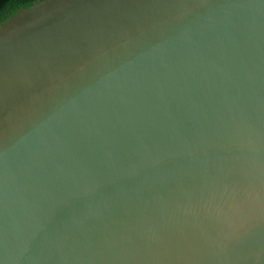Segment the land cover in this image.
Returning a JSON list of instances; mask_svg holds the SVG:
<instances>
[{
	"label": "water",
	"instance_id": "obj_1",
	"mask_svg": "<svg viewBox=\"0 0 264 264\" xmlns=\"http://www.w3.org/2000/svg\"><path fill=\"white\" fill-rule=\"evenodd\" d=\"M0 264H264V0L3 20Z\"/></svg>",
	"mask_w": 264,
	"mask_h": 264
},
{
	"label": "trees",
	"instance_id": "obj_2",
	"mask_svg": "<svg viewBox=\"0 0 264 264\" xmlns=\"http://www.w3.org/2000/svg\"><path fill=\"white\" fill-rule=\"evenodd\" d=\"M40 0H0V23L11 16L17 9L30 6Z\"/></svg>",
	"mask_w": 264,
	"mask_h": 264
}]
</instances>
